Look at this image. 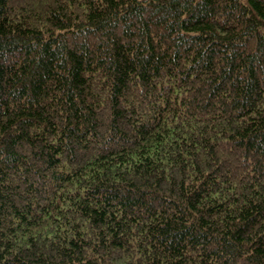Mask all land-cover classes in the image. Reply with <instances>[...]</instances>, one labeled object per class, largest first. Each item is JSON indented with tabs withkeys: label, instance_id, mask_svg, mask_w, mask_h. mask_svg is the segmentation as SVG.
I'll return each mask as SVG.
<instances>
[{
	"label": "trees",
	"instance_id": "trees-1",
	"mask_svg": "<svg viewBox=\"0 0 264 264\" xmlns=\"http://www.w3.org/2000/svg\"><path fill=\"white\" fill-rule=\"evenodd\" d=\"M0 264H264V0H0Z\"/></svg>",
	"mask_w": 264,
	"mask_h": 264
}]
</instances>
